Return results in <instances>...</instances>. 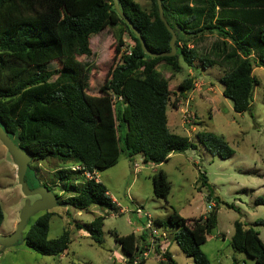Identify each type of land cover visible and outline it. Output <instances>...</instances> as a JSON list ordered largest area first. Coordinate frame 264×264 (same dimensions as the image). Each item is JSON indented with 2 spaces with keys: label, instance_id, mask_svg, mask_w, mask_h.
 I'll return each instance as SVG.
<instances>
[{
  "label": "trees",
  "instance_id": "16d2710c",
  "mask_svg": "<svg viewBox=\"0 0 264 264\" xmlns=\"http://www.w3.org/2000/svg\"><path fill=\"white\" fill-rule=\"evenodd\" d=\"M148 1V9L136 0H118V4L149 50L167 51L170 33L158 17L156 1ZM160 4L176 35L172 55L145 54L111 0H0V126L30 154L25 172L30 185L37 181L32 161L58 158L68 162L67 170L59 167L54 172L61 189L69 192L60 202L76 210L90 205L115 210L117 204L102 182L70 166L99 171L114 164L120 153L128 158L138 154L146 164L157 165L150 173L151 191L165 198L169 182L159 164L171 152L193 148L195 143L167 127L168 78L156 69L160 62L173 72L180 70L179 58L188 67L195 59L201 67L220 65L221 94L235 112L249 107L256 82L252 66L264 68V0H160ZM110 25H118L113 34V59L116 53L118 59L109 65L97 92H89L90 65L78 55L89 54V36ZM124 32L132 40L128 52L120 48ZM207 33L215 38L200 50L194 41ZM55 59L59 65L50 68ZM192 86L193 77H183L177 84L178 95L184 97ZM175 99L170 101L172 106ZM195 137L209 153L219 157L232 153L219 134L198 130ZM198 181L208 189L205 198L210 200L203 172H198ZM37 183L49 187L45 181ZM217 202L216 198L206 213L193 218L172 210L165 218L152 220L163 228L174 227L172 237L192 264H210L199 244L215 225ZM254 202L264 205V197L257 195ZM51 214L43 210L22 231L23 243L40 254H59L69 241L65 228L47 236ZM2 217L0 205V223ZM103 217V213L95 214L86 225L93 241L101 240ZM255 223L264 224V220ZM112 234L125 254V264L144 243L149 244L144 229L137 235ZM229 245L264 264V243L256 230L238 218L232 221ZM152 252L159 254L155 264H177L166 246L154 245ZM144 260L140 258L139 263Z\"/></svg>",
  "mask_w": 264,
  "mask_h": 264
},
{
  "label": "rangeland",
  "instance_id": "374dc122",
  "mask_svg": "<svg viewBox=\"0 0 264 264\" xmlns=\"http://www.w3.org/2000/svg\"><path fill=\"white\" fill-rule=\"evenodd\" d=\"M140 7L149 8L148 0H136ZM118 25L104 27L88 38L90 53L78 55L90 65V91L97 92V86L105 78L111 63L118 59L113 47L114 33ZM215 34L207 33L197 39L198 49L207 47ZM120 48H128L132 44L129 35L124 32ZM191 43V42H190ZM180 70L173 72L164 63H158L156 69L168 78L169 99L165 107L166 124L170 131L186 135L195 143L193 148L181 152H171L167 160L160 163L169 182L166 197L154 196L151 191L148 164L138 154L130 158L119 154L117 161L99 171H95L96 180L104 184L107 192L115 198L118 206L115 210L101 209L90 205L86 210H76L60 202L69 192L61 189L55 177L56 168L68 169V162L58 158L45 157L31 162L35 170L37 182L45 181L52 193L57 195V204L50 207L52 211L48 219L47 236L58 235L62 229H68L69 241L66 249L59 254H40L26 246L22 238L17 242L0 245V264H125V254L114 240L112 232L124 235L140 231L135 227L142 226L143 214L135 212V207L147 212L152 218H165L175 210L185 218H193L206 213L215 199V225L206 238L199 244L200 249L209 259L210 264H258L241 251L233 250L229 245L232 232V221L240 219L245 225L257 231L264 243V224L255 223L264 220V205L254 202V197H264V68L252 66V74L256 82L252 90V101L247 109L235 112L230 100L221 94L222 83L218 80L223 69L212 64L201 67L194 60L188 67L179 58ZM59 65L58 60L50 61L49 67ZM20 68V65H16ZM7 75L9 73L7 72ZM186 76L193 77V86L185 96L178 95V82ZM176 98V99H175ZM175 99L176 106L170 101ZM183 110L193 114L189 122L182 120ZM198 130L211 131L221 135L232 153L228 157H219L209 153L195 137ZM132 162L138 164L134 169ZM15 166L9 151L0 141V205L3 217L0 223V234L9 233L17 221V215L25 201L31 202L40 197L38 193L24 194L16 181ZM28 171V170H27ZM203 172L211 192L210 200L205 198L208 191L205 185H199L198 172ZM29 172L27 180H29ZM30 184V183H29ZM75 184H78L76 181ZM118 208H121L118 211ZM43 210L29 215L24 229ZM103 213L101 240L93 241L88 235L86 225L90 218ZM80 223L79 228L74 223ZM166 233L165 244L177 264H192V259L185 254L172 237L173 226L163 228ZM145 238H149L148 229L144 228ZM156 257L149 251L145 260L139 264H155Z\"/></svg>",
  "mask_w": 264,
  "mask_h": 264
},
{
  "label": "water",
  "instance_id": "95a60500",
  "mask_svg": "<svg viewBox=\"0 0 264 264\" xmlns=\"http://www.w3.org/2000/svg\"><path fill=\"white\" fill-rule=\"evenodd\" d=\"M113 8L115 12L119 15V17L122 19V21L128 26V28L133 32L135 37L139 41V45L141 50L149 55V56H157V55H172L175 52V32L172 30V28L167 23L166 19L162 15V8L160 4V0L156 1L157 6V14L159 19L162 21L165 28L169 31L170 37L168 39V45L169 50L167 51H151L149 50L138 30L135 28L133 23L128 19V17L120 10L118 0H111ZM0 141L5 146V148L9 151V153L12 156L13 163L16 164L15 166V177L16 181L19 184L22 192L24 194H32V193H38L40 197L34 199L31 202L25 201V203L21 206L19 209L18 215H17V221L15 222V225L13 229L4 235L0 234V245L1 246H7L11 245L17 240L22 238V231L25 227L26 221L32 213L38 211V210H45L49 209L50 207L57 204V197L54 193L51 192V190L44 184H36V185H30L26 179H25V172L27 168V163L30 160V154L19 147L7 134L6 131L2 129L0 126Z\"/></svg>",
  "mask_w": 264,
  "mask_h": 264
},
{
  "label": "built area",
  "instance_id": "2783aa9c",
  "mask_svg": "<svg viewBox=\"0 0 264 264\" xmlns=\"http://www.w3.org/2000/svg\"><path fill=\"white\" fill-rule=\"evenodd\" d=\"M122 49V48H121ZM124 52H128V48L124 49ZM117 98H119V96H117ZM112 99H114V95H112ZM193 117L192 113H189L186 110H183V114H182V120L184 122H189ZM132 166L134 169H137L138 164L136 162H132ZM73 169H82V173L85 177L90 178L93 177L94 179H96L95 177V171H89L86 169H83L82 165L79 164H75V165H71L70 166ZM135 212L137 213H141L144 215V217L142 218L143 220V224H142V228L140 227V230L142 229H148V235H149V244L145 245V243L143 244V248L140 249V251L138 252L137 255H134L132 260L128 263V264H139V260L140 258H145L149 251H152L154 245H158L160 248L164 247L165 244V237H166V233L164 230H158L156 228V226L153 223L152 217L145 211L141 210V207L137 206L135 207ZM154 253V252H153ZM154 255L156 257H159V254H155Z\"/></svg>",
  "mask_w": 264,
  "mask_h": 264
},
{
  "label": "crops",
  "instance_id": "0c3cea01",
  "mask_svg": "<svg viewBox=\"0 0 264 264\" xmlns=\"http://www.w3.org/2000/svg\"><path fill=\"white\" fill-rule=\"evenodd\" d=\"M149 165V164H148ZM156 166L157 165H149V167H150V169H151V171H153L155 168H156ZM159 166H160V164H159ZM108 193V192H107ZM108 195L111 197V199L117 204V201L115 200V198L113 197V196H111L109 193H108ZM117 206H118V204H117ZM121 210V208H118V211H120ZM134 230H137V231H140V227H135V229Z\"/></svg>",
  "mask_w": 264,
  "mask_h": 264
}]
</instances>
